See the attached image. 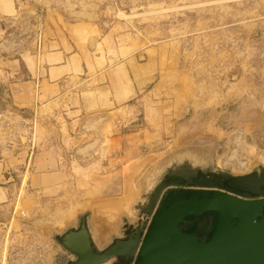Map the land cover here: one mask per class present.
I'll return each instance as SVG.
<instances>
[{"label":"rangeland","instance_id":"obj_1","mask_svg":"<svg viewBox=\"0 0 264 264\" xmlns=\"http://www.w3.org/2000/svg\"><path fill=\"white\" fill-rule=\"evenodd\" d=\"M59 48L89 68L67 91L100 102L82 132L38 82ZM74 136L89 144L85 169ZM185 163L264 166V0H0V264L75 259L55 235L93 202L123 237Z\"/></svg>","mask_w":264,"mask_h":264},{"label":"water","instance_id":"obj_2","mask_svg":"<svg viewBox=\"0 0 264 264\" xmlns=\"http://www.w3.org/2000/svg\"><path fill=\"white\" fill-rule=\"evenodd\" d=\"M199 168V175L224 189L170 191L160 203L170 184L159 181L140 205L135 231L103 250L92 243L82 217L79 229L55 235L75 255L67 264L110 258L127 264H264V166L241 174ZM206 216L212 218L211 228L202 239L197 230ZM187 224L191 227L185 229Z\"/></svg>","mask_w":264,"mask_h":264},{"label":"crops","instance_id":"obj_3","mask_svg":"<svg viewBox=\"0 0 264 264\" xmlns=\"http://www.w3.org/2000/svg\"><path fill=\"white\" fill-rule=\"evenodd\" d=\"M66 49L59 48L56 50H53L49 53V60H47L45 65V76L39 77L38 82L42 85L44 84V80H46V86L48 88V91L44 93V99L45 100H52L51 104L55 105L56 103H59V101H69V103L72 104V108L66 111H64L65 116L71 118V122H67V127L71 131H78L82 132L84 129L87 128L89 123L87 122V118L92 117L94 115L99 114L102 110L100 109V102H97L96 107L92 109L91 107V100L90 96L83 94L81 92H68L67 86H69L71 81V77H75L81 75V72H85L87 68V72L89 70L88 67L84 66L83 62V55L79 52H70ZM87 66V65H86ZM97 73V72H95ZM33 84L36 83V80L32 82ZM73 83V82H72ZM85 96H88V100H85ZM30 99V98H29ZM105 100V98H103ZM96 100V99H95ZM103 100V103H104ZM113 103H115V99L112 100ZM122 103V101H120ZM120 102H117L116 105L121 104ZM124 103V102H123ZM115 109V108H114ZM94 119V118H93ZM91 121V120H89ZM87 123V124H86ZM77 126V127H76ZM76 127V128H75ZM87 130V129H86ZM100 130V129H98ZM113 139V138H111ZM82 140L81 138H78L74 136L71 141H68V144L72 142L73 149H75V161L77 163H80L83 169H85V165L87 162H84L85 160H88V155L82 156L81 152L87 148V144H83L79 146L78 144ZM92 144V143H91ZM90 144V145H91ZM79 146V149L76 150V148ZM118 148L115 147L113 152H115ZM72 157V156H71ZM74 157V156H73ZM79 159V160H78ZM59 159H55V164L59 163ZM74 162V160L72 161ZM91 163L88 162L87 165H90ZM90 165L89 167H91ZM60 173L58 170L51 173V178L60 176ZM116 185H114L113 189H115ZM104 188V187H103ZM145 204V203H143ZM114 207L118 206L117 202H113ZM92 208H89V212L86 215H83L80 217V222L82 217H86L87 225L91 234V241L97 247L99 250H103L106 247H108L112 242L117 239V233L121 231L122 225L119 222V219L117 217L115 218H108L105 217L101 212L100 205L93 202ZM99 209V210H98ZM100 211V212H99ZM131 219H129L130 221ZM100 221V222H99ZM140 221L139 217H134L128 227H136L138 222ZM80 222L77 225H71L69 228H67L65 231H63L62 234L68 232L71 229H79ZM61 234V235H62Z\"/></svg>","mask_w":264,"mask_h":264},{"label":"flooded vegetation","instance_id":"obj_4","mask_svg":"<svg viewBox=\"0 0 264 264\" xmlns=\"http://www.w3.org/2000/svg\"><path fill=\"white\" fill-rule=\"evenodd\" d=\"M199 167H194L190 165L189 163H185L182 165L179 169H168L165 173L162 180H166L170 185L168 188L164 191L163 196L161 198L160 203L163 202L164 196L169 193L170 191H178V192H200L205 190H221L224 189L221 184H219L216 181H209L208 179H205L201 175H199L197 172L199 171ZM247 196V195H246ZM211 217L206 216L203 219L202 225L197 230V234L202 239H205L210 231L211 228ZM191 227V224H187L184 226L185 229H188ZM136 227H128L125 229V235L123 237H118L117 239H125L127 235H129L131 232L135 231ZM115 239L112 244L115 243L117 240ZM111 245V244H110ZM109 245V246H110ZM112 260V264H127L124 261L118 259V258H110L107 261Z\"/></svg>","mask_w":264,"mask_h":264},{"label":"bare ground","instance_id":"obj_5","mask_svg":"<svg viewBox=\"0 0 264 264\" xmlns=\"http://www.w3.org/2000/svg\"><path fill=\"white\" fill-rule=\"evenodd\" d=\"M99 210V209H98ZM100 212V211H99ZM108 219V218H107ZM100 222V221H99ZM67 233V232H66Z\"/></svg>","mask_w":264,"mask_h":264}]
</instances>
